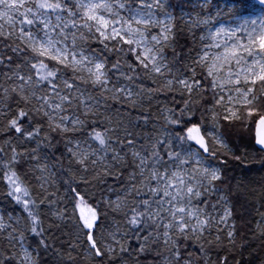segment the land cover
<instances>
[{"label": "snow or ice", "instance_id": "1", "mask_svg": "<svg viewBox=\"0 0 264 264\" xmlns=\"http://www.w3.org/2000/svg\"><path fill=\"white\" fill-rule=\"evenodd\" d=\"M0 201V264H264V0H0Z\"/></svg>", "mask_w": 264, "mask_h": 264}, {"label": "rangeland", "instance_id": "2", "mask_svg": "<svg viewBox=\"0 0 264 264\" xmlns=\"http://www.w3.org/2000/svg\"><path fill=\"white\" fill-rule=\"evenodd\" d=\"M227 1H224V0H218L217 3H219L220 5H223L224 3H226Z\"/></svg>", "mask_w": 264, "mask_h": 264}, {"label": "trees", "instance_id": "3", "mask_svg": "<svg viewBox=\"0 0 264 264\" xmlns=\"http://www.w3.org/2000/svg\"><path fill=\"white\" fill-rule=\"evenodd\" d=\"M218 1V0H217ZM220 1V0H219ZM224 1H227V0H224ZM241 167H243V166H241ZM239 171V169H237V172ZM0 203H6V202H2V201H0Z\"/></svg>", "mask_w": 264, "mask_h": 264}]
</instances>
